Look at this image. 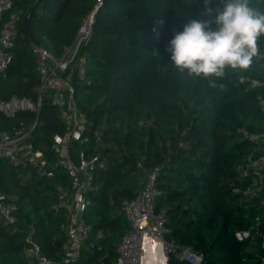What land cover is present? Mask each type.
<instances>
[{
  "label": "trees",
  "instance_id": "trees-1",
  "mask_svg": "<svg viewBox=\"0 0 264 264\" xmlns=\"http://www.w3.org/2000/svg\"><path fill=\"white\" fill-rule=\"evenodd\" d=\"M204 0H15L3 14L16 15L11 59L0 74L10 94L35 98L39 77L30 44L60 55L74 41L83 19L95 8L90 34L80 53L85 70L72 80L73 99L85 115L82 139L71 141L74 163L80 156L98 154L104 165L93 172L94 189L83 216L92 225L80 259L61 260L64 240L62 211L55 206V189L69 181L61 166L50 178L37 176L30 167L15 168L0 157V191L15 198L18 231L0 224L2 264H33L25 256V237L31 234L41 253L54 264H103L116 256V245L128 223L119 206L132 198L140 180L157 169L160 195L155 209H163L170 232L166 240L190 246L206 262L262 264L264 207L251 203L234 187L248 182L237 171L254 144L240 137L239 129L264 131V114L257 96L264 95V55L253 57L247 69L226 67L222 77L189 75L180 71L165 51L174 32L191 20L212 21L222 9ZM250 8L264 13V0H248ZM208 9H211L209 12ZM216 29V25H211ZM264 50V35L257 40ZM154 50L158 54H154ZM247 78V80L245 79ZM251 80L259 85L251 86ZM36 115L0 112V131L28 124ZM98 129L101 140L94 131ZM65 125L56 106L45 95L38 121L28 140L48 162L55 159L52 144ZM260 218V235L235 238ZM98 229L103 237L95 238ZM92 243V245H91ZM97 246L100 248L97 249ZM172 264H181L170 256Z\"/></svg>",
  "mask_w": 264,
  "mask_h": 264
},
{
  "label": "built area",
  "instance_id": "built-area-1",
  "mask_svg": "<svg viewBox=\"0 0 264 264\" xmlns=\"http://www.w3.org/2000/svg\"><path fill=\"white\" fill-rule=\"evenodd\" d=\"M14 1L0 0V74L11 59V44L16 35V15L11 13L5 19H2V16ZM215 2L212 9L223 10L219 0ZM94 11L83 19L74 41L60 55H55L42 46L29 45L39 77L34 99L15 94H10L8 97L0 95V112L5 116L13 117L22 111H30L36 115L31 123L0 131V157L8 159L15 168L30 167L39 177H52L57 166H61L69 177L67 183L59 184L55 189V206L64 215L60 229L64 235L61 260L65 263L80 259L83 242L92 230V225L86 221L83 212L90 204L88 194L94 189L93 172L104 165V160L95 153L88 157L80 156L77 163H74L68 150L71 141L82 139V129L86 122L84 113L76 107L73 99L72 80L75 76L81 77L85 70L86 60L80 50L90 34ZM260 54L264 55V50L260 51ZM255 85H259V81L251 80V86ZM45 95L50 103L56 106L58 116L65 125L62 134L53 136L52 150L55 156L53 162H48L44 153L28 140L36 127L38 121L36 118ZM257 100L264 114V95L259 94ZM238 132L241 138L254 144V149L245 154L237 164L238 174L248 182L245 186L234 187L233 192L242 195L248 203L256 199V202L264 207V131L250 132L241 128ZM94 135L97 141L101 140L98 129L94 131ZM156 177L157 169L154 168L146 174L135 195L120 204L119 212L126 219L128 227L118 238L116 256L108 264H140L142 233L145 229L162 238L165 251L170 256H175L182 264H225L219 261L206 262L202 254L190 246L165 239L170 229L165 224V210L155 209V200L160 195V190L156 186ZM15 211V198L0 191V224L8 227L11 232L18 231ZM259 224L260 218L256 216L250 228L234 232L235 238L249 240L248 248L251 249L256 237L260 235ZM101 237L103 231L98 229L95 238ZM24 241V254L33 264H54L41 253L39 244L33 240L30 233L26 235ZM99 248L97 246V249ZM103 258L104 255L100 256L97 264H103Z\"/></svg>",
  "mask_w": 264,
  "mask_h": 264
},
{
  "label": "clouds",
  "instance_id": "clouds-1",
  "mask_svg": "<svg viewBox=\"0 0 264 264\" xmlns=\"http://www.w3.org/2000/svg\"><path fill=\"white\" fill-rule=\"evenodd\" d=\"M207 6L210 0H204ZM223 10L212 21L191 20L174 32L165 51L189 75L222 77L226 67L247 69L260 54L257 40L264 35V13L248 0H219ZM210 12L211 9H208ZM216 25L213 30L211 25ZM158 54L156 50L153 52Z\"/></svg>",
  "mask_w": 264,
  "mask_h": 264
},
{
  "label": "water",
  "instance_id": "water-1",
  "mask_svg": "<svg viewBox=\"0 0 264 264\" xmlns=\"http://www.w3.org/2000/svg\"><path fill=\"white\" fill-rule=\"evenodd\" d=\"M94 10H96V8ZM36 119H38V117ZM261 247L263 250L262 264H264V232L262 235ZM141 248L140 264H172L170 255L164 249L163 239L148 229L143 230Z\"/></svg>",
  "mask_w": 264,
  "mask_h": 264
},
{
  "label": "rangeland",
  "instance_id": "rangeland-1",
  "mask_svg": "<svg viewBox=\"0 0 264 264\" xmlns=\"http://www.w3.org/2000/svg\"><path fill=\"white\" fill-rule=\"evenodd\" d=\"M5 13H6V12H5ZM6 18H7V17H6ZM0 90H1V91H5V90H6V87H5V85H4L2 82H0ZM143 181H144V178H142V179L140 180L139 185H141ZM263 193H264V192H263Z\"/></svg>",
  "mask_w": 264,
  "mask_h": 264
}]
</instances>
